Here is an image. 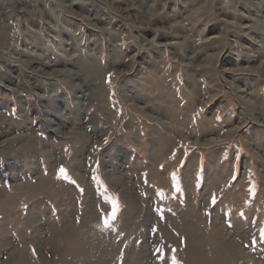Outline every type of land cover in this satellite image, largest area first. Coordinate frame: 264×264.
<instances>
[{"label":"rangeland","instance_id":"374dc122","mask_svg":"<svg viewBox=\"0 0 264 264\" xmlns=\"http://www.w3.org/2000/svg\"><path fill=\"white\" fill-rule=\"evenodd\" d=\"M0 264H264V0H0Z\"/></svg>","mask_w":264,"mask_h":264},{"label":"snow or ice","instance_id":"6c2138e0","mask_svg":"<svg viewBox=\"0 0 264 264\" xmlns=\"http://www.w3.org/2000/svg\"><path fill=\"white\" fill-rule=\"evenodd\" d=\"M60 171H61V173H63V172H64V169L61 168ZM111 219H115V211H113V213H112V215H111ZM108 223H109V221H108L107 219H105V220H104V224L107 226Z\"/></svg>","mask_w":264,"mask_h":264},{"label":"bare ground","instance_id":"6f19581e","mask_svg":"<svg viewBox=\"0 0 264 264\" xmlns=\"http://www.w3.org/2000/svg\"><path fill=\"white\" fill-rule=\"evenodd\" d=\"M5 34V33H4ZM2 42V41H1ZM51 64V63H50ZM99 83V82H98Z\"/></svg>","mask_w":264,"mask_h":264}]
</instances>
